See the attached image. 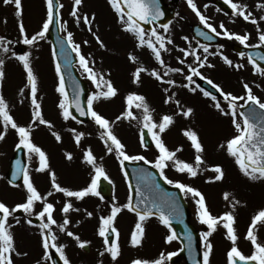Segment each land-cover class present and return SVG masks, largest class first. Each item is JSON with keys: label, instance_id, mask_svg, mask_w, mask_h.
<instances>
[{"label": "rangeland", "instance_id": "1", "mask_svg": "<svg viewBox=\"0 0 264 264\" xmlns=\"http://www.w3.org/2000/svg\"><path fill=\"white\" fill-rule=\"evenodd\" d=\"M59 2L64 5L61 8V12L63 13L62 23L66 22L67 31L73 33L76 43L80 45L81 52L89 59L90 66L96 72L103 73L105 78L111 79L114 86L118 89V94L115 97L95 101L94 109L113 123L114 134L126 145V151L130 155H144L147 160H155L159 154L156 147L152 150H147L144 149L141 143L140 132L143 129V113L141 109L133 107L132 110L137 117L136 119L124 118L117 120V117L122 116L126 111V97L131 93H137L146 97L147 103L153 110L155 122L159 123L162 116L166 114L174 116L175 122L162 134V138L171 150L183 146V150L178 152L177 156L179 159L192 164H195L196 152L191 146V142L184 135V131L189 129L196 131L205 147V152L203 153L204 163L200 165L199 174L196 177H191L187 173H181L175 169L172 162H169V167L165 169V174L169 179L189 184L201 191L213 215L219 217L225 212L234 211L236 217L235 228L238 235L237 246L245 255H252L254 246L245 237L252 218L260 210L264 209V179L254 181L246 177L235 163V159L228 154L226 142L237 134L232 123V117L230 115H223L216 109L214 107L215 102L210 97H205L199 88L193 93L188 87L184 86L188 84V81L185 79V75L189 71L186 65L193 64L195 66V61L194 57L190 55L186 58V64H180L177 58H184V53L180 49H199L198 54L201 55V58L205 55L203 49L199 48L198 44L194 43L192 45L189 42L185 44L184 41L187 40L184 37L187 36L182 31H179L180 27L182 30H185L186 25L189 26L193 23L204 25L199 21V17L189 6L187 0H180L177 5H173L175 9L177 8L178 17L170 24L169 31L165 33L164 30L158 29L162 34L170 37L172 41L175 39L178 42L175 43L173 41L172 44L168 45L169 53L167 57H164L162 53L166 65L184 69L183 73H169L165 76V79L176 81L177 86L175 87L161 83L150 74L152 69L160 71L161 74L164 73L165 69L155 60L151 50H148L146 47H138L137 40H135L133 34L123 30V26L118 19V14L111 7L109 0H83L78 14L81 16L87 14L90 18L95 14L91 32L88 31V26L83 23V20L77 24L75 18L70 15L73 10L74 0H59ZM195 3L198 5L197 7L200 11L209 17V22L217 28V31L223 32L219 27L220 23L223 22L228 30H233L230 32L250 34L249 47L261 46L258 37L262 31V27L264 28V20L260 19V17L264 16V8H259L257 5L264 3V0H254L250 8L247 7V11L253 14V17L259 21V24L256 25L250 21L242 20V23H244L242 27L236 26V22H239L237 17L240 19L241 16L235 13L233 16H224L223 13L212 8L205 0H195ZM22 6L23 15L19 17L16 15L14 5L5 4L3 0H0V36H4L6 40L12 41L8 45L10 48L8 53H4L0 49V59L5 60V79L0 90H2L9 104L10 114L17 123L22 126L30 125L33 119V106L31 104L30 88L26 87L27 73L22 62L13 56V53H16V48L22 46L24 48L23 54L31 53V64L38 77V102L41 104L44 118L51 122V127L37 122L33 126L32 132L33 142L43 148L48 154L50 170L44 172L36 171L39 166L38 158L33 156L29 160V154L24 149L27 160L26 168L42 195L46 196L49 191L53 192V195L47 197V200L55 204L56 211L54 218L58 221V224L62 223L64 219V214L61 211L63 205L71 199L74 210L68 214V219L71 221L68 225V230L79 235L82 240L89 241L90 252L88 254L84 252L73 237H69L66 232L60 231L58 227L53 226V231L58 237L57 243L66 246L65 253L71 264H101V262L102 264H131L134 259L138 258L148 260L158 259L161 252L165 254L177 252L178 255L181 249L179 241L174 240L170 244L166 243V236L170 234V229L160 224L159 219L153 216L145 222V236L142 244L140 246H132L130 242L131 234L138 222V216L123 207L127 204L128 197L131 195L123 167L120 165L115 152L111 154L107 152L106 145L101 138L103 129L92 118L90 124H87L86 127L71 118L68 120L63 118L62 110L58 106L59 102L63 99L57 91L59 74L55 71L56 61L51 44L47 39V34L45 39L38 40L35 45H26L23 43V34L19 29L21 20L29 37L42 29L43 22L46 19V0H22ZM241 18L243 19V17ZM184 20L188 21L186 25H184ZM255 29L258 30L256 38L254 36L251 37ZM62 33L65 36L67 32L63 31ZM94 33L103 41V46L95 39ZM219 38V44L209 50V53L222 52L233 61V65L238 63L242 64L243 67L237 69L232 66L235 72L230 67H226L224 73L227 76H222L220 70H218V65L220 64L217 63V59H221V62L225 66L229 65L224 62L221 55H211L208 57V61L213 66L209 67L206 65L201 68L200 71L203 76L215 79L214 81L220 85L223 83V90L231 92L236 96H240V94L241 96L246 95L244 84L247 83L253 86V89L260 90V98L264 101V83L262 80L257 79L259 75L252 74L246 60L241 57L235 59L230 55L232 45H239L241 47L245 45L240 44L235 39H229L223 34ZM132 39L134 42L130 45L129 42ZM85 41H88V43H84ZM130 55H135L137 61L132 62ZM92 61L94 63H91ZM140 66L148 68L149 72L142 73L141 82L136 83L134 82V72ZM77 67L81 77L89 81L90 96L94 92L100 91L88 78L87 73L82 70L79 63ZM218 74L221 75V78L216 77ZM233 74H236L237 85L236 87L229 86L227 89L224 85H226V80L233 83V80L228 78V76L231 77ZM225 77L226 80L224 79ZM197 78L193 77L194 80ZM195 86L196 84L192 85V87ZM240 86L242 89L239 88ZM165 88H170V91L165 92ZM21 89L24 90L23 95L20 93ZM173 93L176 94L174 99L181 101V107H192L194 109L190 117L179 114V109L174 103L165 102L167 97ZM217 99L225 110L230 111L228 101ZM21 100H23V103H21ZM237 103L239 108L245 104V101H241V104L239 101ZM238 118L241 119L240 117ZM72 129L85 134L79 144L75 142V133ZM0 131H3L2 118H0ZM54 132L60 134L62 138L60 141L56 140L53 135ZM18 142V134L10 127L5 139L0 141V201H3L10 208L18 203L25 202L27 195L23 183L17 189L8 187L6 184L8 183L6 173L9 162L14 151L17 149L15 145ZM221 144H224L225 147H220ZM88 148L92 149L93 154L97 157V162L103 164L108 173L109 180L107 181L113 187V197L115 198L113 203L107 204V202L96 196H88L83 200L68 198L63 193L56 192L52 188L51 171L56 173L57 182L62 187L72 190H80L91 183L95 175L94 169L84 161V154ZM145 150L153 153H148L151 156H147ZM68 153L72 154L73 158L71 160L67 159ZM131 162L145 163L144 161ZM216 165L222 166L225 171L223 180L214 179L217 173L214 172L213 168ZM226 193L229 194L227 200L225 199ZM185 198L191 214L190 221L200 234L199 247L202 258L203 239L201 233L207 231L208 228L198 218L195 199L191 195L185 196ZM237 200L240 203L233 209L232 205ZM113 205H117L122 209L115 221V227L120 233L119 244L121 246V255L116 261H113L107 252L103 256L100 255L101 252H104L105 245L103 237L98 234L99 227L101 226L100 218L110 215ZM42 207L43 203L37 202L35 211L39 212L42 210ZM87 212H92L93 215L89 217ZM30 218L39 219L36 215L29 217L24 212L23 216L19 218V224H16L13 217L9 218V223L12 225L11 230L14 234L16 251L27 253V255H16L14 252V264H37L38 261L40 264H51L50 260H44L45 250L42 247V238L38 227L41 221L36 226L29 225L27 224V220ZM257 237L258 242L264 243V226H257ZM209 239L214 245L210 264H228L227 253L233 245L227 238L226 229L222 227V223L218 225L216 232ZM78 247L79 250L77 249ZM49 251L56 253L55 249H50ZM169 263L171 261H166V264ZM174 264L186 263L183 259L177 258Z\"/></svg>", "mask_w": 264, "mask_h": 264}, {"label": "snow or ice", "instance_id": "2", "mask_svg": "<svg viewBox=\"0 0 264 264\" xmlns=\"http://www.w3.org/2000/svg\"><path fill=\"white\" fill-rule=\"evenodd\" d=\"M5 4H12L16 9V15L22 17L23 15V6L22 0H3ZM111 7L118 14V19L123 26V30L134 35L137 40L138 47H147L151 50L152 55L155 60L159 62L161 66L164 67L165 71L161 74L160 71L156 69L151 70V75L155 77L161 83L168 84L170 86H177L176 81L173 79H165L169 73H183L184 69L179 67H170L166 65L162 53L169 51L168 45L172 44L173 41L170 37L162 34L155 23L164 15L159 6V0H109ZM187 3L192 8V10L199 17V21L205 25L206 28L210 29L212 33H215L217 36L223 34L229 39H235L240 42V44L248 46V41L250 39V34H238L230 32L223 22L220 23L219 27L223 30L221 33L217 31V28L209 22V17L205 16L200 9L197 7L195 0H187ZM238 16L243 17L245 21H250L253 24L258 25L259 21L253 17V14L250 11H247V5L234 2V0H226ZM83 4V0H74L73 10L70 15L75 18L77 24L83 20V23L88 26V31H92V22L95 20V14L90 18L87 14L82 16L79 13L80 6ZM63 4H59V8H63ZM207 7V5H205ZM259 8H264V3L257 5ZM57 0H46V19L43 22L42 29L36 32L31 37L28 36L25 26L21 20L19 23L20 32L23 34V43L26 45H35L38 40H43L46 38V34L49 33L50 26L56 21L57 18ZM261 20H264V16L260 17ZM6 22V21H5ZM144 24L153 25L150 30H146ZM62 31L67 32L66 42L71 46L72 51H74L79 56V64L82 70L88 74V77L100 91L94 92L87 99V106L85 108L84 103L81 99L83 94V89L77 87L75 91V96L73 99H69L68 92L65 88V77L61 69V64L59 61L56 62L55 71L59 74V86L57 91L61 94L63 99L59 102V108L62 110V115L65 120L69 118L75 120L76 116L73 115L71 109L73 106L80 116H91L97 125L103 129L101 133V138L106 145L107 152H115L119 160L120 165L123 167L126 161H144L147 164L153 165L154 168L159 170V175L164 178L168 184H174L178 189H180L185 196L191 195L195 199V204L197 206V215L200 222L207 226L208 230L201 233L203 239V254L202 261L196 260L195 264H210V257L213 252L214 245L210 241V237L216 232L218 225H221L226 229L227 238L232 242V247L227 253L228 264H264V243L258 242L257 237V226H264V209L260 210L253 218L252 222L248 228L246 239L249 240L254 246V251L252 255H245L237 246V229L235 228L236 217L234 211L225 212L221 216H215L210 211L206 198L204 194L199 191L196 187H193L189 184L174 181L169 179L165 174V169L169 167V162H172V165L175 169L181 173H187L191 177H196L200 171V165L204 163L203 153L205 152V147L198 135L194 130H185L184 135L191 142V146L195 149V164L188 163L178 158L177 153L183 150V146L176 148L175 150L169 149L166 145L162 134L175 122L173 115H163L159 123L155 122L153 118V110L150 108L147 103L145 96L131 93L126 97L127 109L122 114V116L117 117V120L120 119H136L137 117L133 113V107L136 109H141L143 113L142 125L144 129H147L151 134V139L155 143L156 149H158V156L155 160H147L144 155H130L126 151V145L121 142V140L114 134L113 123L109 121L106 117L101 115L98 111L94 109V102L100 99H111L118 94V89L114 86L111 79L105 78L103 73L96 72L93 67L90 66V61L82 53L80 45L75 42L73 33L67 31L66 22L60 25ZM160 28L164 32H168L170 29V24H162ZM206 33L201 31L200 35L203 36ZM95 39L103 46V41L100 40L98 35H95ZM185 40H188L187 37H184ZM211 39V37H209ZM259 44L264 46V31H261L259 34ZM11 40H6L4 36H0V49L4 53H8L10 48L8 47L11 44ZM84 43H88L85 41ZM190 43V42H189ZM199 48L203 49L205 55L201 58L199 55V49H180L184 53V58H177L179 63L184 65L186 64V58L188 56H193L195 61V66L193 64H187L188 74L185 75V79L188 81L185 87H188L193 93L200 88L199 84H196V81L193 77H202L207 81L208 84H212L214 88L219 90L223 94V99L228 101V108L230 111L225 110L220 101L217 99V96L211 91H203L205 97H210L214 101V107L218 109L223 115H230L232 117V123L237 131V134L233 136L226 142V149L230 156L235 159V163L238 165L240 171L251 180L264 179V111H257L255 107L251 105H256L260 110H264V101H262L258 96L253 93L252 88L245 83L244 88L246 89V96H236L231 92L224 93L223 89L219 84H214V82L206 76H203L200 69L206 65L212 67L213 65L209 64L208 56L209 55H221L224 62L229 66H234L237 69L243 67L242 64L233 65V61L222 52L220 53H209V46L205 44L199 45ZM55 55V49L53 51ZM240 57L245 56L244 52H241ZM249 62L253 65L255 72L264 76V67L257 62L256 58L253 57L251 53L247 54ZM20 62H22L24 69L27 73V85L26 87L30 88V98L31 104L33 106L32 110V122L28 126H22L17 123L14 117L10 114V108L7 100L5 99L2 90H0V118L3 122V131H0V141H3L8 134L9 127L16 131L18 134L19 142L15 145L17 149H26L29 154V160L33 156H36L39 161V166L36 169L38 172H44L50 170L49 157L47 152L33 142L32 132L33 126L37 122L42 125H48L51 127V122L46 120L43 116L41 110V104L38 102L37 93H38V77L34 72V69L31 64L30 56L31 53L16 54L13 53ZM260 60H264V54H260ZM130 60L132 62L137 61L135 55H130ZM91 63H94L92 61ZM5 60L0 59V89H2L3 81L5 79ZM149 72V69L143 66L137 67L134 72V82H141V74ZM193 84H196L195 87H192ZM23 89L20 90L21 95H23ZM165 92H169L170 88H165ZM175 93L169 95L166 99V103H174L179 109V114H182L185 117H190L194 109L192 107H181V101L179 99H174ZM238 101H245V105H248V112L238 110ZM23 103V100H21ZM243 107V106H240ZM238 117L242 118L239 119ZM75 133V142L79 144L81 139L85 135L83 132H77L76 129H72ZM57 141H60L62 138L59 133H53ZM141 143L144 147H147V144L144 143V133L141 131ZM220 147H225L224 144H221ZM72 154H67V159L71 160ZM84 161L91 165L94 169L95 175L93 176L91 183L80 190H72L67 187H62L57 182L56 173L51 171V183L52 188L59 193H63L68 198H76L78 200H83L88 196H96L103 199L100 191V182L101 179L109 180L108 173L106 172L103 164L97 162V157L93 154L91 148H88L84 154ZM214 172L217 175L214 177L215 180H223L225 177V171L222 166L216 165L213 168ZM23 175V184L26 189V200L23 203H18L14 207L10 208L3 201H0V264H14L13 253L16 255H27V253H20L16 251L14 234L12 232V225L9 223V218L13 217L16 224L20 223L18 217H15L14 214L17 211L22 210L29 217L36 215L41 223L38 225L41 235L42 247L45 250L44 260H51L52 253L50 249H55L56 253L59 254L60 259L63 261V264H71L68 256L65 253V245H59L57 243V235L53 231V226L59 228L60 231L66 232L69 237H73L79 244V247L84 248L89 241L82 240L81 237L72 231L68 230V225L71 223L68 219V214L74 210L73 203L69 199L62 207L61 211L64 214V219L62 223L58 224V221L54 218V213L56 211L55 204L48 202L47 197L53 195L52 191H49L46 196L42 195L41 192L35 186L33 179L27 168H24L21 164V161H16V171L13 174V179L9 180L8 183L14 187H19L15 184V180ZM124 175L127 176L128 173L125 171ZM154 173L144 174L143 170H139V177L142 184L149 188H159V185L152 179ZM137 190L140 191L142 200L134 204L133 198L130 195L128 197V202L123 207L135 212L138 216V222L135 225V229L131 234V244L132 246H140L143 242L145 236V222L152 216H157L159 223L163 226L170 229V234L166 236V243H171L174 240H179L180 237L177 235L175 230L172 228L173 218L177 215V205L174 199L165 194L164 197H155L145 199L143 191H141V184H138ZM129 188H132V185L129 184ZM229 198V194H225V199ZM37 202H42L43 207L39 212L35 211V205ZM240 201H236L232 207L235 209L236 205ZM142 205V206H141ZM78 211V209H76ZM122 211L121 207L113 205L111 208V214L107 216H102L101 226L99 227V235L103 237V242L105 245L104 252H101L100 255L103 256L105 252L109 253L111 259L116 261L117 258L121 255V246L119 244V231L115 227V221L117 215ZM87 215L91 217L92 212H87ZM27 224L33 225V220L28 219ZM110 234H115L116 239L110 243ZM188 247H191L192 236L191 234L187 237ZM184 249L181 248L180 251ZM177 255V252H169L165 254L161 252L158 259L148 260V259H134L131 264H166V261H171L174 256ZM37 264H40L38 261ZM55 264V262H53ZM102 264V262H101Z\"/></svg>", "mask_w": 264, "mask_h": 264}, {"label": "water", "instance_id": "3", "mask_svg": "<svg viewBox=\"0 0 264 264\" xmlns=\"http://www.w3.org/2000/svg\"><path fill=\"white\" fill-rule=\"evenodd\" d=\"M215 5L219 8L223 9L226 13H231V10L222 2H215ZM159 6L161 11H163L164 15L157 21L156 23L159 25L166 24L171 21V19L174 17V12L171 11L163 2V0H159ZM57 13H58V2H57ZM149 25V24H148ZM149 29V28H148ZM193 35L195 38L199 41H201L204 44L207 45H214L216 43V39L213 35L208 33L207 31H204L199 26H192L191 27ZM203 31L206 34L201 36L200 32ZM61 29L59 25V14L57 15L56 21L51 25V28L48 33V38L52 42L55 51H56V58L57 61L61 64V69L65 77V87L69 95V99H73L75 96V91L77 87L83 89V94L81 96V99L84 103V106L86 108V99L88 97V90L86 87L85 82H83L78 75L76 74V71L73 69V65L75 63V59L73 57V53L69 45L67 44L66 40L61 38ZM211 37V39H209ZM234 51L240 54L241 52H246L247 54L251 53L254 58H256L257 62L261 65V67H264V60H260V54H264V51L260 49L255 50H249V49H241L239 47H234ZM248 107L241 109V111H244L245 113L248 112ZM251 107H255L256 110H260L256 105H251ZM74 116L77 117V119L81 122H88L89 117L88 116H80L79 113L76 111L75 107L71 109ZM144 138L147 146L151 147L152 143L149 140L148 132L144 131ZM21 161L22 166L25 168V158L24 153L22 149H18L12 162L11 167L8 174V179H13V174L16 171V161ZM125 170L128 173L129 182L132 185L131 191L133 196V202L134 204L137 202H140L142 200V197L140 195V191L137 190V185L141 184V191L144 193L145 199H151L155 197H164L165 194L167 196H170L172 199L175 200V195L178 196L179 199L182 200L180 193L176 189H170L166 186V184L159 178V175L156 171L152 170L149 167H144L138 164H124ZM143 170V173L146 175L148 173H154V181L159 185V188H149L142 184L140 177H139V170ZM23 180V175L21 174L18 179L15 180V184H19ZM100 191L101 194L106 197L110 198L112 193L111 186L105 181L101 180L100 182ZM177 205V215L173 218L172 221V227L177 233V235L180 237V240L183 243L184 251L180 254V257H186L189 264H195L196 260H200V254L197 249V241L198 236L195 233L193 227L189 224V214L187 212V209L184 205V207H179L177 201L175 200ZM142 206V205H141ZM16 215L20 216L22 215V212H17ZM34 223H38L37 220H33ZM191 234L192 241H191V247H188V235ZM114 234H110V242L113 241ZM88 250V247L85 248ZM52 262H55V264H61L59 259L56 255H53ZM242 264V262H241Z\"/></svg>", "mask_w": 264, "mask_h": 264}]
</instances>
